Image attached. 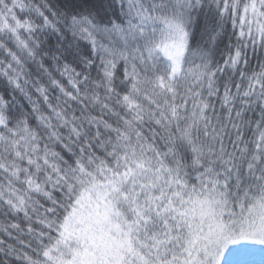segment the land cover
Wrapping results in <instances>:
<instances>
[{
	"label": "snow or ice",
	"instance_id": "snow-or-ice-1",
	"mask_svg": "<svg viewBox=\"0 0 264 264\" xmlns=\"http://www.w3.org/2000/svg\"><path fill=\"white\" fill-rule=\"evenodd\" d=\"M249 244L264 0H0V264H223Z\"/></svg>",
	"mask_w": 264,
	"mask_h": 264
},
{
	"label": "rangeland",
	"instance_id": "rangeland-1",
	"mask_svg": "<svg viewBox=\"0 0 264 264\" xmlns=\"http://www.w3.org/2000/svg\"><path fill=\"white\" fill-rule=\"evenodd\" d=\"M232 247L239 248L240 246L237 245V246H232ZM246 247L255 249V251L253 253H238V254H235V255L232 256V262H231V259L229 257L228 252H226L225 253V258H227L226 255H228V259L225 262V264H237L238 261L241 260V259L245 261V264H253L252 262H250L251 260L255 259L257 261V260H261L264 257V246L249 244V245H246ZM239 256L241 258H239ZM254 263H256V262H254Z\"/></svg>",
	"mask_w": 264,
	"mask_h": 264
},
{
	"label": "trees",
	"instance_id": "trees-1",
	"mask_svg": "<svg viewBox=\"0 0 264 264\" xmlns=\"http://www.w3.org/2000/svg\"><path fill=\"white\" fill-rule=\"evenodd\" d=\"M226 257L227 258H225V262L227 261V259H228V255H226ZM237 257V256H236ZM239 258H241L240 256H239ZM230 259H231V262H232V256L230 257ZM262 261H264V257L261 259V260H251L250 262H252L253 264H262ZM225 262H223V264H225ZM254 262H256V263H254ZM237 264H245V261L244 260H239L238 261V263Z\"/></svg>",
	"mask_w": 264,
	"mask_h": 264
}]
</instances>
